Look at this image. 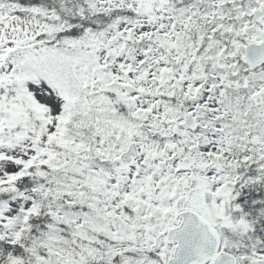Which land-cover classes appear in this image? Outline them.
I'll use <instances>...</instances> for the list:
<instances>
[{
    "label": "snow or ice",
    "instance_id": "obj_1",
    "mask_svg": "<svg viewBox=\"0 0 264 264\" xmlns=\"http://www.w3.org/2000/svg\"><path fill=\"white\" fill-rule=\"evenodd\" d=\"M0 264H264V0H0Z\"/></svg>",
    "mask_w": 264,
    "mask_h": 264
}]
</instances>
